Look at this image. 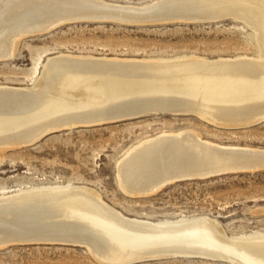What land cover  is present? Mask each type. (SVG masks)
I'll return each mask as SVG.
<instances>
[{
  "label": "bare ground",
  "instance_id": "bare-ground-1",
  "mask_svg": "<svg viewBox=\"0 0 264 264\" xmlns=\"http://www.w3.org/2000/svg\"><path fill=\"white\" fill-rule=\"evenodd\" d=\"M158 6L150 9L102 0H0V61L13 57L21 39L47 33L48 25L55 21L112 11L114 15L164 14L189 21L240 19L254 31L259 52L255 59L217 61L71 54L49 58L32 87H0V154L50 131L91 125L96 115L110 111L146 107L149 111L194 113L230 127L263 120L264 0H163ZM153 66L159 67L155 71L163 75L162 80L152 79ZM124 68L153 73L150 78L144 77L147 74L134 76V71ZM119 69H124L118 73L122 76L115 73ZM77 122L82 124L68 127ZM257 163L264 164V149L222 146L204 141L188 129L135 145L117 163L116 173L121 190L143 196L184 177L204 179L239 164ZM99 197L87 186L0 196V242L51 238L54 242L50 243L86 247L104 263L182 255L231 264H264L262 238H228L207 217L164 223L128 218Z\"/></svg>",
  "mask_w": 264,
  "mask_h": 264
},
{
  "label": "rangeland",
  "instance_id": "rangeland-1",
  "mask_svg": "<svg viewBox=\"0 0 264 264\" xmlns=\"http://www.w3.org/2000/svg\"><path fill=\"white\" fill-rule=\"evenodd\" d=\"M102 1L150 9L163 3V0ZM211 21L65 24L51 32L21 39L13 57L0 61V87H32L46 61L62 54L132 60L203 57L217 61L258 57L254 31L245 22L232 17ZM152 68L159 70L157 66ZM142 69L129 71H134V76L147 74L144 77L153 73L148 75ZM156 71L152 79L162 80L163 75ZM127 76L130 75L124 77ZM198 116L150 114L111 124L64 129L32 145L7 149L0 154V196L87 186L128 218L164 223L207 217L215 220L228 238L264 239V169L178 181L150 195H130L121 190L117 163L135 145L165 133L189 129L204 141L222 146L264 149V119L230 127ZM90 253L88 248L76 244L13 245L0 248V264H104ZM132 264L231 263L203 256H176Z\"/></svg>",
  "mask_w": 264,
  "mask_h": 264
},
{
  "label": "water",
  "instance_id": "water-1",
  "mask_svg": "<svg viewBox=\"0 0 264 264\" xmlns=\"http://www.w3.org/2000/svg\"><path fill=\"white\" fill-rule=\"evenodd\" d=\"M114 13H115V11H112L111 14H105V15H102V14H95L94 15V14L83 13L82 15L65 17V18L59 20V22L55 21L54 23H51V25H48L47 33L51 32L52 30H54V29H56L62 25L70 24V23H76V22L111 21V22H116V23H120V24H127V25L160 24V23H171V22H197V23L212 22V21H205L203 19L192 20V21L182 20V19H176L173 16H166L164 14H162V15L161 14H158V15L157 14H155V15L140 14L139 16H137L134 14H126V13H118V12H117V14H119V15H114ZM152 17L155 19H149ZM150 114L182 115V114H186V113L149 111L146 107L142 108V111H135V110H132V111H110L108 113H104V114L101 113V114L96 115L93 118L95 120H92L91 125H76V127L111 124V123H115V122L127 121V120H131V119L147 116ZM75 124H82V123H79V122L70 123L68 125V127L75 125ZM76 127H74V128H76ZM58 131H60V130H58ZM58 131L47 132L44 135H41L40 137H38V139L35 141H31V139H28L26 141H22L21 143H17V144H19V145L21 144L20 146L32 145V144L40 141L42 138L48 136L49 134L54 133V132H58ZM259 169H264V164L263 165H258V163L257 164H250V165L239 164V165H236L235 167L227 169V170H222V171L211 173L207 177H204V178H209V177L218 176L221 174L231 173V172L256 171ZM191 179H201V178H199V177H192V178L184 177V179L176 180L175 182L183 181V180H191ZM175 182L166 183V184H164V186L169 185L171 183H175ZM1 242H0V248H6L9 246H13V245L50 243V242H54V239H51V238H29V239L18 238V239H14L13 241H6V242L3 241L2 243ZM176 256H182V255H166V256L160 255L157 257H153V258H151V256L150 257L146 256V257H144V259L124 261L126 263H122V264H132V263L140 262L143 260L157 259V258L163 259V258H171V257H176ZM102 263H104V262H102ZM104 264H118V263H104Z\"/></svg>",
  "mask_w": 264,
  "mask_h": 264
}]
</instances>
